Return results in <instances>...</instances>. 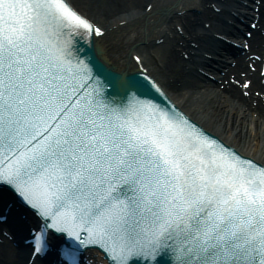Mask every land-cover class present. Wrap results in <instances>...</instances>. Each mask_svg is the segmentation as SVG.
Masks as SVG:
<instances>
[{"label": "snow or ice", "instance_id": "obj_1", "mask_svg": "<svg viewBox=\"0 0 264 264\" xmlns=\"http://www.w3.org/2000/svg\"><path fill=\"white\" fill-rule=\"evenodd\" d=\"M102 32L70 0H0V202L40 218L33 256L264 264V162L99 65L80 41Z\"/></svg>", "mask_w": 264, "mask_h": 264}, {"label": "bare ground", "instance_id": "obj_2", "mask_svg": "<svg viewBox=\"0 0 264 264\" xmlns=\"http://www.w3.org/2000/svg\"><path fill=\"white\" fill-rule=\"evenodd\" d=\"M118 1L120 6L107 0L105 10L88 17L70 0L103 29L92 43L99 62L116 74H148L200 126L264 162V76L257 74L264 67V0ZM250 23L255 27L249 29ZM224 38L237 46L230 47ZM15 206L6 212L0 204V264L28 263L29 245L20 243L16 249L9 237L25 240L26 225L36 222L32 213L21 218ZM87 259V264H105L92 252ZM39 260L32 264H45Z\"/></svg>", "mask_w": 264, "mask_h": 264}, {"label": "rangeland", "instance_id": "obj_3", "mask_svg": "<svg viewBox=\"0 0 264 264\" xmlns=\"http://www.w3.org/2000/svg\"><path fill=\"white\" fill-rule=\"evenodd\" d=\"M71 1L73 2L74 6H76L79 10H82L85 15H88V17L89 15L94 16L95 12L105 10L106 8L104 5L107 2V0H85L83 2L81 0ZM80 1L82 2L81 4ZM115 4L120 6V1L116 0Z\"/></svg>", "mask_w": 264, "mask_h": 264}, {"label": "water", "instance_id": "obj_4", "mask_svg": "<svg viewBox=\"0 0 264 264\" xmlns=\"http://www.w3.org/2000/svg\"><path fill=\"white\" fill-rule=\"evenodd\" d=\"M81 45V44H80ZM93 49H94V47H93ZM94 54H95V51H94ZM96 55V57H97V54H95ZM97 60H98V57H97ZM99 61V60H98ZM99 65H102L101 63H99ZM103 67H104V65H102ZM105 69H106V67H104Z\"/></svg>", "mask_w": 264, "mask_h": 264}]
</instances>
